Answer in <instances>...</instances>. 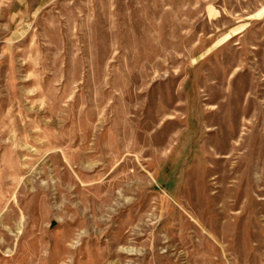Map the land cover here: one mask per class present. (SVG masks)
I'll return each mask as SVG.
<instances>
[{
  "label": "rangeland",
  "instance_id": "1",
  "mask_svg": "<svg viewBox=\"0 0 264 264\" xmlns=\"http://www.w3.org/2000/svg\"><path fill=\"white\" fill-rule=\"evenodd\" d=\"M0 264H264V0H0Z\"/></svg>",
  "mask_w": 264,
  "mask_h": 264
},
{
  "label": "bare ground",
  "instance_id": "2",
  "mask_svg": "<svg viewBox=\"0 0 264 264\" xmlns=\"http://www.w3.org/2000/svg\"><path fill=\"white\" fill-rule=\"evenodd\" d=\"M19 223V222H18ZM20 226V225H19Z\"/></svg>",
  "mask_w": 264,
  "mask_h": 264
}]
</instances>
